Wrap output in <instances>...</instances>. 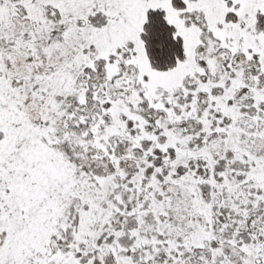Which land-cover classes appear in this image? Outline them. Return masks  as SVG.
Returning a JSON list of instances; mask_svg holds the SVG:
<instances>
[{
	"label": "snow or ice",
	"instance_id": "obj_1",
	"mask_svg": "<svg viewBox=\"0 0 264 264\" xmlns=\"http://www.w3.org/2000/svg\"><path fill=\"white\" fill-rule=\"evenodd\" d=\"M0 264H264V0H0Z\"/></svg>",
	"mask_w": 264,
	"mask_h": 264
}]
</instances>
